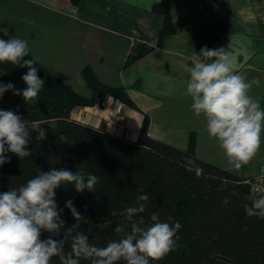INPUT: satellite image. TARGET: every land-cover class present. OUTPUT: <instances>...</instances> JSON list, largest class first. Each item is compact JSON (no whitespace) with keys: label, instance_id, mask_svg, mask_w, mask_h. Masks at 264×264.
Instances as JSON below:
<instances>
[{"label":"trees","instance_id":"1","mask_svg":"<svg viewBox=\"0 0 264 264\" xmlns=\"http://www.w3.org/2000/svg\"><path fill=\"white\" fill-rule=\"evenodd\" d=\"M153 11L164 16L156 44L162 47L164 39L177 29L166 1L156 2ZM0 38L10 39L1 29ZM153 49L146 43L134 44L124 66L129 67ZM23 59L35 62L44 86L36 100L28 104L12 91L5 92L0 109L13 110L34 121L46 129L47 135L38 140L33 132L29 142L32 156L20 159L7 154L10 162L0 166V192L24 185L42 170H80L99 177L95 190L79 193L73 185H64L56 190V200L63 208L61 216L66 227L75 223L65 207L67 200H73L83 214L78 230L89 235L90 242L97 246L116 238L114 229L124 223L125 208L136 205L137 196L143 193L149 199L139 202L145 210L137 219L142 217L147 225L157 214L162 222L181 225L177 247L151 264H264V219L249 215L253 202L249 184L245 177L200 158L195 133L190 135L188 147L181 149L150 136L148 114L135 142L88 126L73 119L72 111L79 106H94L106 96L140 109L127 88L102 83L90 66L83 69L92 91V96L86 97L49 73L29 53ZM27 71L26 67L0 62V82H11L23 90L26 85L21 77ZM188 158L203 169L201 176L188 170ZM233 191L237 195L232 196ZM226 196H230L227 205L223 203ZM48 235L45 232L42 238ZM70 250V244H66L65 251ZM51 264H60L59 258L53 257ZM81 264L90 262L81 260Z\"/></svg>","mask_w":264,"mask_h":264},{"label":"crops","instance_id":"2","mask_svg":"<svg viewBox=\"0 0 264 264\" xmlns=\"http://www.w3.org/2000/svg\"><path fill=\"white\" fill-rule=\"evenodd\" d=\"M160 1L170 5L177 29L162 47L156 44L164 16L153 11ZM0 29L25 40L29 54L78 93L92 96L83 76L90 66L102 83L127 88L140 109L106 96L102 105L76 107L77 121L135 142L148 114L150 136L186 149L195 133L200 158L239 176L257 172L264 160L253 171L218 160L227 157L186 94L193 57L205 45L224 47L264 109V19L256 0H0ZM136 43L154 49L125 67Z\"/></svg>","mask_w":264,"mask_h":264},{"label":"clouds","instance_id":"3","mask_svg":"<svg viewBox=\"0 0 264 264\" xmlns=\"http://www.w3.org/2000/svg\"><path fill=\"white\" fill-rule=\"evenodd\" d=\"M29 51L25 40L0 38V62L28 69L21 77L26 85L23 90L11 82H0V99L8 91L21 96L27 104L38 97L44 80L38 75L35 62L23 59ZM237 68L236 58L224 47L203 46L188 69L186 94L191 98L193 114L203 116L209 137L218 141L229 164L240 169L260 148L264 109L249 95L252 85ZM33 132L38 140L46 139L47 132L42 126L13 110L0 109V166L10 162L8 153L20 159L32 156L29 142ZM187 166L189 171L195 170L198 177L203 174L194 159L188 158ZM98 183L99 177L94 174L52 168L40 171L18 188L0 192V264H51L53 257H58L60 264H81V260L90 264H151L177 247L179 222H162L153 214L152 223L145 225L142 217L136 218L145 210L144 204L139 202L149 199L143 193L137 196L136 205L125 208L124 223L115 227L116 238L105 246L90 242L89 235L78 230L83 214L71 199L65 202V207L75 223L66 227L56 190L71 184L75 191L83 193L94 191ZM255 190L261 191L260 188ZM231 195L237 193L233 191ZM229 202L230 196H226L223 203ZM249 215L264 219V195L252 202ZM45 232L49 235L42 238ZM66 244H70L68 252Z\"/></svg>","mask_w":264,"mask_h":264},{"label":"built area","instance_id":"4","mask_svg":"<svg viewBox=\"0 0 264 264\" xmlns=\"http://www.w3.org/2000/svg\"><path fill=\"white\" fill-rule=\"evenodd\" d=\"M259 2V10L262 18L264 19V0H257ZM245 183L249 184L250 199L254 201L260 196L264 195V160L260 163L258 171L250 176H245ZM260 188L261 191H256Z\"/></svg>","mask_w":264,"mask_h":264},{"label":"rangeland","instance_id":"5","mask_svg":"<svg viewBox=\"0 0 264 264\" xmlns=\"http://www.w3.org/2000/svg\"><path fill=\"white\" fill-rule=\"evenodd\" d=\"M258 6H259V2H258ZM261 109H263V107H261ZM217 159L221 160V161L228 162L227 158H224V157H220ZM262 159H264V133H262V142H261V145H260V148H259L257 154L247 165H243L245 167L244 169H246V170L249 169L250 171H253L256 168V166L258 165L259 161H261ZM255 173L256 172L254 171L253 173L248 174V176L253 175Z\"/></svg>","mask_w":264,"mask_h":264},{"label":"water","instance_id":"6","mask_svg":"<svg viewBox=\"0 0 264 264\" xmlns=\"http://www.w3.org/2000/svg\"><path fill=\"white\" fill-rule=\"evenodd\" d=\"M102 102H103V100H101L99 104L102 105Z\"/></svg>","mask_w":264,"mask_h":264}]
</instances>
